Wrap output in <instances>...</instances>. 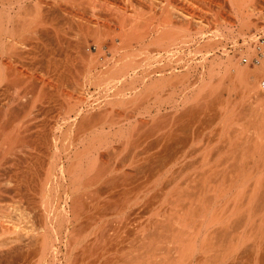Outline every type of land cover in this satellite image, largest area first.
<instances>
[{
    "label": "rangeland",
    "instance_id": "374dc122",
    "mask_svg": "<svg viewBox=\"0 0 264 264\" xmlns=\"http://www.w3.org/2000/svg\"><path fill=\"white\" fill-rule=\"evenodd\" d=\"M144 1L145 0H134V6L136 8L137 5L138 8H136V11L138 10L137 12L143 18H141V21L137 22V24L134 23L137 32L141 35L136 34L138 36V43H135L136 39L134 42L135 45H133L136 49L141 50L139 52L140 55H144L146 52L147 55L151 54L144 66L146 65L147 67L149 65L147 62L152 63L153 66H150L153 67V69L150 68V70L153 71V75L155 74L154 76L156 78L161 77L160 75H162L163 71L166 70L168 72L172 65V67L176 68V72L174 73L178 75L172 77L171 83L167 84L168 87L166 86L168 88L166 91L162 90V88L157 89L159 94H162V92H160L162 90L166 93L168 91L170 95L169 97L168 93L166 94L167 97H169L168 99H166V97L164 98L163 95L165 94L162 95V101L166 99L162 109L165 108V106V109H168H163V112L161 111L162 114L165 112L163 114L165 117L162 118L163 115L160 112L158 113V108L156 106H158L161 101H158L159 103L156 101L153 102L156 98L155 96H152L150 93V95L147 94L150 97L152 96V99L155 97L152 100L145 95L148 99L152 100L149 102L150 104H148L152 108L148 111L149 115L145 113V110L147 112L149 109V106L145 107L149 100H141L144 101V103L142 102L144 105H142L145 110L143 106H141V115L144 116L140 115L142 118L139 117V120L145 121L146 118H151L153 117L152 115H155V117L151 119L148 118L149 123H152L155 127L149 124V127L152 126V129L150 128L151 130H149L146 126L147 124L142 125V127L145 126L143 128L138 126L139 130H141V138L139 137L140 139L138 140L140 147L138 145L139 149L137 148V150H139L138 157H140V164H144L146 161L145 157L151 156V154H157L155 157L157 159V164L153 169L154 173H147L146 171L144 172L145 174H140L138 177L140 178L147 175V178L151 180H148L146 177H142L139 180L136 177L139 181L134 179V184L137 182L138 185L137 187L134 185V189H131L132 192L135 191L134 196L125 197L124 206L126 204L128 206L127 208L125 206L124 210L126 215H124L126 224L122 234L124 243L120 244V247L118 245L113 248H106L103 256L94 254V250L93 257L85 264H156L155 262H159L161 256H163L160 249L166 246V241H171L174 238V235H169L167 239L164 238L163 240L162 237H160L162 234L161 228H158L157 225L163 221H165V224H168L166 221L170 220L173 222L177 219L175 214H178V207L182 205L189 206L191 203H195L194 205L197 206L196 201L198 200L197 203L199 202V199L195 201L193 199L192 201L189 197L192 195V197L197 198L195 194L198 191V193H200V190H198L201 187L200 183L196 185L195 183L190 184L188 183V178L194 176L193 174H200L201 172L211 173L212 167L216 166L218 167V174L217 179H214V181L218 183L217 188L222 187L224 185L220 186L219 172L224 169L223 166L226 165V163H229V165H239V163L241 164L242 162V164H247V160L250 157L248 154L245 156L241 152L246 146V132L251 133L253 130L251 125L250 127H246V122L248 124L246 107L252 104V93L258 95L262 89V87H260L261 85H257L256 82H258L257 79L260 75L259 79H261V81L264 80V69L263 73H261L262 69L259 68L261 64L256 65L254 63H248L246 64L247 66L243 64V66L248 68V73H243L239 76L234 72L229 73L230 70L227 69L229 64H227V66L225 65L226 63L232 64V62L236 64V60L238 63L241 60L240 63L242 66V58L244 56H248L249 58L255 56L254 53L251 52L252 50L248 53L245 51L248 46L244 41L246 38L255 37V39L253 38L254 40L251 39L250 46L251 49L253 48V52L256 51L257 53L256 46L261 43V40H264V0H169L172 4H166L164 2L166 5L163 3L160 4L162 0H152L154 1L153 5H151V3L146 4ZM52 3L53 1L49 0L43 5H23L24 7H14V15L11 16L12 20L10 19L13 24L12 26H10L9 23L6 25L13 28L14 32L19 30L18 33L16 31V33L11 36V40L9 39L12 43H16V41L17 43L22 41H27V43L33 41L35 44L38 42L37 44L41 45V43L45 42L39 39L42 37L40 33L41 31H45L46 35L44 38L42 37L43 40L50 38L49 40L47 39L48 41L46 42L50 43L52 46L55 44V48H59V40L62 41L64 38L62 44H64L63 46L67 49L59 51L57 48L55 49V54L52 56L51 54L50 56L46 54V56L40 50L34 51L32 49V52L30 47L27 46L24 47V49L22 45L18 46V44L15 50L16 47H13L14 45L12 46L11 42H9L11 48L2 59L5 66L7 65V70L4 68L5 66L3 69L7 71L9 78L6 83H3V87H7L5 88L7 92L4 91L5 89L3 87H0V105L2 104L0 108L7 109L10 112V107L14 108L17 106L16 104H18V106L21 104L22 106V109L21 107L19 108L20 111L17 117L10 116V118H8L9 116L7 114V117L5 114L2 115V118H4V121L7 123L6 132H12L13 129L11 130V127H13L14 133H16L18 129L20 133L19 127L21 125L24 124L27 126V124H30L32 126H28L29 128H26L28 130L25 132L27 134L26 136L32 139L30 142L39 141V137L36 136L37 134L40 136V134L45 131V124L47 125L49 122L54 123L57 117L60 119L63 116V102H76L79 100V89H84L86 91H83L85 94L83 95L84 102H82L83 100L80 103L78 102L80 105L77 106L79 108L80 106L84 107V110L87 112L92 105L96 106L94 102L99 101L95 100L98 98V95H96L98 93L97 87L94 82H91V80L94 81V74L91 75L93 78L87 73L84 74L85 76L82 75L84 73L83 71L80 72L84 66L82 57H84L87 52L95 53V45L99 40H103L101 42H104L103 44L107 49L110 48V46H112L113 37L121 31L119 29V26H121L119 25L120 22L117 20L119 11L122 8L125 11L128 9L132 11V8L135 10L134 7L126 4L124 0H90V2L89 0H75L71 3H57V5H55V3L52 5ZM158 4H160V6ZM17 13L19 16L16 15ZM7 19L6 23L8 22ZM24 21H29L30 23L27 22L28 24L26 25ZM18 25H21L20 29L16 28ZM22 27L24 28L23 31L21 30ZM97 27L102 29L105 28L106 31L104 30V32L106 33L103 34V37H95L96 34L94 31ZM15 34L18 35L15 36ZM53 41L54 43H52ZM95 41L97 42L95 43ZM263 44L264 43H262V46ZM249 53H252L253 56ZM143 55L142 58L145 56ZM168 55L170 60L172 57V61H169ZM228 58L229 62H227ZM262 59L264 61V58ZM99 69V67L96 68L97 72H99ZM96 70L95 72L92 71L95 75L97 73ZM166 71L163 73H166L164 78L168 77L166 75L170 74V72L167 74ZM258 74L259 76L257 77ZM83 76L87 78V81L90 77L89 81L93 84H87ZM176 76H178V79H176ZM176 80L177 83L175 82ZM171 89L178 94H173ZM154 90L153 92H156V90ZM170 91L173 96H171ZM2 93H4V95ZM88 97L91 98H89L90 103L87 100ZM92 97L94 102L91 101ZM5 103L7 105H5ZM96 103L98 104V102ZM152 103L153 106H151ZM225 107L226 109H224ZM84 113L86 112L84 111ZM156 113H158L159 117L156 116ZM150 114L152 115L150 116ZM156 117L157 122L153 123L156 121V119H154ZM148 120L145 122L148 123ZM162 124H166L167 126H163ZM162 126L163 129H165V127H167V129L162 130ZM147 130H149V132H146ZM164 131L167 132V134ZM149 133H151V137ZM147 134L150 138L147 137ZM168 134L172 136L175 135L176 142L167 149L168 146L165 145L166 141L164 142L163 138L166 137L165 135H167L166 138H168ZM150 143L154 146H152L153 148L149 145ZM127 153L128 152L125 154L124 152L126 155H124V157L126 159L129 157ZM158 154H160V156ZM242 154L243 157H247V159L241 160L242 162H240L239 158H241L240 156H242ZM256 154L257 153H255L254 156L255 159H257L258 156L261 157V154ZM142 160L143 162H141ZM161 160L162 162L160 163ZM256 165L254 171H252L251 168L248 170L250 175L249 182L251 184L253 178V186H255V180L259 172ZM126 171H130L129 166L126 167ZM228 171L232 173L231 175L228 174L230 175H227L228 177L235 176L233 175L234 171L227 170V172ZM151 174L154 175L152 176ZM259 175H264V169H260ZM213 176L214 174L211 177ZM134 180L132 179L126 182L128 185L127 188L133 185L131 183L132 181L134 182ZM206 185L204 187L208 186ZM129 190L130 189H128V192ZM126 195H128V193ZM202 195H204L202 196L204 199H207L212 196L213 193L212 191H207ZM142 203L143 205L141 206ZM215 205L219 206V202L217 204L215 203ZM257 215L258 214H256V216ZM112 217L113 215L108 218L112 220ZM108 218H106L105 222L109 220ZM196 218L197 217H193L194 220ZM110 220L108 223L111 222ZM150 220L154 221V225H151L153 222L150 224L151 226L148 225V221ZM189 221L190 223L187 222V227L191 228L195 223L191 219H189ZM108 223H106V225ZM173 225L178 229L176 224L172 223V226ZM175 227L173 226V229H175ZM143 237H146V239H143ZM181 239V234L176 233V237L173 239L174 241L170 242L169 245H178L182 243ZM250 243L251 242H249V244ZM150 245L153 246L152 252L151 250L147 251V248H145ZM64 249L65 248L62 246V251H64ZM216 249L220 250L221 248L218 246L215 250ZM141 252L145 253L141 254ZM202 252H204V250ZM210 253H214V251Z\"/></svg>",
    "mask_w": 264,
    "mask_h": 264
},
{
    "label": "bare ground",
    "instance_id": "6f19581e",
    "mask_svg": "<svg viewBox=\"0 0 264 264\" xmlns=\"http://www.w3.org/2000/svg\"><path fill=\"white\" fill-rule=\"evenodd\" d=\"M48 1L49 0H0V87H3V83H6L9 78L7 71L3 69L5 64L2 59L11 48L9 46L11 36H13L16 31L17 33L19 31L16 30L14 32L13 28L6 26L8 23L10 26L13 24L10 19L12 18L11 16L14 15V7L23 5H43ZM52 1V5L54 3L57 5V3H71L75 0ZM124 2L135 8L134 0H124ZM145 2L146 4L151 3V5H153L154 1L145 0L144 3ZM164 2L166 4H172L169 0H162L160 4H165ZM160 4L158 5L160 6ZM136 8L135 10L132 8V11L129 9L125 11L123 8L119 11L120 8L118 9L119 15L117 14V20L120 22L119 25H121L122 28L119 26L121 31L113 37L112 46H110V48H106L103 44L104 42H101L103 40H99L100 42L98 41V43L95 41L96 52H87L85 53L86 55L84 54L85 56L82 57L84 66L80 72H84L82 75L87 73L91 78L94 77V81L90 80L91 82H94L97 87L96 89L98 93L96 95H98V98L95 100L101 102L96 101L98 102L97 104L94 102L93 97L91 101L94 102V105L96 104L97 108L92 105L87 112L84 110V107L80 106L79 108L77 106L80 105L79 103L83 100V95H85L84 92L86 91L84 89H79V100L76 101L77 103L73 101V103L67 101L63 102V116L60 119L57 117L58 120L56 118L54 123L49 122V124H45V131L41 133L40 136L39 134H37V136L35 135L36 137H39V141L37 142H30L32 139H29L26 136L27 134L25 132L28 130L26 128L32 126L30 124H27V126L24 124L21 125L19 127L20 133L18 132L19 129L17 130L18 133L16 131V133H14L13 127H11L13 133L6 132L7 123L4 121L5 119L2 118V115L5 114L6 117L8 115V118H10V116L17 117V115H19L18 112L20 111L19 108L21 107L22 109L21 104L19 106L18 104H16L17 106L14 105L16 106L14 108L10 107V112L7 109L0 108V264H85L93 257L94 250V254L103 256L106 248H113L118 245L120 247V244L124 243L122 236L123 228L126 224L124 210L125 206L126 208L128 206L127 204L124 206L125 197L134 196L135 191L132 192L131 189H134V185H136V187L138 185L137 182L134 184L135 180H137L136 177L138 178L140 174L143 175L146 171L147 173L153 172V169L157 164V159L155 158L157 154H151V156L145 157L146 161L143 158L146 164H140V157H138V140L141 138V130H139L138 126L143 128L145 126L142 127V125L147 124L146 126L151 130L153 125L152 123H149L148 118L151 119L155 117V115H152L153 113L150 114V116H153L151 118L146 116L148 117L146 118L148 123L145 122L146 120H139V117L142 118L141 116H144L141 115V106L144 105L143 103L145 100H149L145 105V107L149 106L147 112L143 106L145 113L148 114V111L152 109L148 104H150L149 102L156 97L153 102L161 101L160 103L158 102L160 106L159 104V107L156 106L158 108H156L158 113H161V111L166 108L165 106V108L162 109L165 105L163 103H165V100L170 97L169 92L167 91L169 97H167V93L165 92L166 89H168L167 84L171 83L170 81L174 75H178L177 73H174L176 72V68L172 67V65L171 67L173 69L170 67L171 70L169 69L168 71L170 74L166 75L168 77L164 78L166 73H163L166 71L165 70L162 75H160L161 77H159V79L156 78L154 76L155 74L153 75V71L150 70V68L153 69V67H151L153 66L152 63L147 62L149 65L147 64V67L146 65L144 66L146 61L149 60L151 54L147 55L146 52V55H144L147 56V58L143 54L140 55L139 52L141 50L134 47L136 39L135 43H138L137 35H141L137 32L134 23L137 24V22L141 21L140 19L143 18L137 12L138 10L136 11ZM16 15H18V13ZM6 19L8 20L7 23ZM24 22H26L25 24L27 25V22L29 21ZM20 26L21 25H18L16 28L20 29ZM23 29L24 28L22 27L21 30L23 31ZM104 30L105 28L102 29L97 27L94 31L97 35H95V37H103V34L106 33ZM17 35L18 34H15V36ZM45 35V31H41L40 36L44 38ZM42 37L39 39L45 43H41V45L37 44L38 42L35 44L33 41L27 43V41L24 42L21 39L22 42L17 43L16 41V43L11 42V44L12 46L14 45L13 47H16L15 50L19 45H22L23 48L27 46L30 47L32 52L33 50H40L43 54H49V56L51 54L52 56L55 54V49L58 47L55 48V44L52 46L50 43L46 42L50 38H47L48 40H43ZM253 38L255 39V37H250L244 40L245 44L248 45L247 48L245 47L247 49L245 51L248 53L252 50L251 52L254 53V55H257L259 54L257 46H261L262 55L260 56V61L256 63V65L261 64L259 68L262 69V72H260L263 73L264 61L262 58H264V44L262 46V43H264V41L256 46V53V51L253 52V48L251 49L250 46L251 39ZM63 39L62 41L59 40L60 42L58 41L59 51L62 49L67 50L65 49V46H63L64 44H62L64 42ZM52 43H54V41ZM252 53L249 54L253 56ZM142 55L144 58H142ZM229 58L227 62H229ZM169 61H172V57L171 60L169 58ZM237 63V60L236 64L232 62L233 65L226 63L225 66L229 64L228 68L226 67L230 70L229 73L234 72L239 76L240 74L248 73V68H246L248 62H244L242 58V66L241 63ZM243 64L246 66H243ZM6 66L4 68L7 70ZM95 66L96 68L99 67L101 70L99 69V72H97L98 69L96 70ZM84 69L87 72H85ZM95 70L97 72L96 75L94 73ZM92 71L94 72L92 73ZM91 75H93V77ZM258 76L259 74L257 77ZM260 76L258 77V82H256V84L259 86L261 85L260 87L264 89L262 81L259 79ZM89 78L88 81L87 78H85L87 84L90 83ZM176 79H178V76H176ZM175 82L177 83V80ZM161 88L165 91L159 90L162 92V94H159L157 89ZM154 89L156 92H153ZM4 91H6V89ZM171 91H173V94L177 93L172 89ZM149 93L155 97L152 99V96L150 97ZM2 94L4 95V93ZM173 94L171 92V96H173ZM145 95L152 100L148 99ZM162 95L164 98L166 97L164 101H162ZM89 98L90 97L87 99L88 102ZM157 98L162 99L158 100ZM142 99H144V101H141ZM82 102H84V100ZM5 105L7 104L5 103ZM0 106H2V104ZM151 106H153V103ZM224 109H226V107ZM84 111L87 114L84 113ZM158 113H156L157 117H159ZM157 117L154 118L156 121L153 120V123L157 122ZM163 117H165V115H163L162 118ZM149 124L152 126L149 127ZM163 126L161 127L162 130L167 129V127L163 129ZM149 130L146 132H149ZM165 133L167 134V132ZM149 135L150 137L152 136L151 133H149ZM149 135L147 137H149ZM165 136L167 137V135ZM166 137L163 139L164 142L166 141L165 145L168 146V149L169 146L174 145L176 142V136L169 135L168 138ZM149 145H151V143ZM162 145L164 144L162 143ZM152 146L153 145H151V147ZM124 152L125 154L128 152L127 154L129 157L127 159L124 157ZM241 152L246 156L247 153L245 148H243ZM243 154L240 156L241 158H239L240 162L247 159V157H243ZM158 155L160 156V154ZM143 160L141 162H143ZM161 162L162 160L160 163ZM242 163H239V165H229V163H226V165L223 166L224 169L219 172L220 186L224 185L222 187L217 188L218 183L214 181V179H217L218 174V167L216 166L212 167L213 169L211 173L201 172L200 174H193L194 176L188 178V183L190 184L195 183L196 185L197 183H200L201 187L198 189L200 190V193H198V191L195 194L197 198L192 197V195L189 197L192 201L193 199L194 201L199 199V204L197 203V200V206L194 205L195 203H191L192 201L189 206L182 205L177 208L178 214H175L177 219L173 222L167 219L168 221L166 222L168 224H165V221H163L164 223L160 222V224L157 225L158 228H161L162 234L160 237H162L163 240L164 238L167 239L169 235H174L173 239H175L176 233H180L182 236V243L171 246L169 243L174 240L166 241V246L160 249L163 256H161L159 262H155L156 264H204V258L210 255L209 249L214 246L215 231H217L218 235H220V239H223V241L226 240V233L231 231L234 233L231 239L235 240V243H237L232 245V255L235 253V257L230 264H247V256L245 257L238 255V253L236 254V251L244 246V233L247 223L246 178L248 174L246 164ZM127 166L130 167L129 172L126 171ZM227 170L234 171L235 174L233 172V175L235 176L228 177L232 173L229 171L227 172ZM213 174L214 176L211 177ZM144 177L147 178V175ZM140 178L138 179L140 180ZM132 179H135L134 182L132 181L131 183L133 185L130 184L132 187L129 185L131 188H127L128 185L126 182L128 180L131 181ZM147 179L151 180L149 178ZM205 185L207 187H204ZM128 189L131 191L129 190L128 192ZM207 191H212L213 195L204 199L202 197L204 195L202 194ZM126 192L128 195H126ZM216 200L219 201V203H223V207L221 208V205L217 209L219 210L221 208L218 211V215L215 212ZM224 204H226V206H224ZM142 205L143 203L141 206ZM225 210H230L232 214L227 220L223 218ZM111 215H113L112 220L109 219ZM219 215H221L220 228L215 230L214 225L217 223V218L220 220ZM193 217L197 218L194 220ZM106 218L111 222L108 223L109 220L105 222ZM189 219L193 220L195 223L191 228L187 227V222L190 223ZM106 223L108 224L106 225ZM172 223L176 224L178 229H176L175 225L173 226L176 230L173 229ZM150 224L154 225V221H148V225ZM143 239H146V237H143ZM62 246L65 248L64 251H62ZM145 248H147V251L151 250L152 252L153 250V246L151 245ZM205 249L209 252V255H207V253H202ZM144 253L145 252H141V254ZM227 253L230 255V250ZM208 261L212 264V256L208 257Z\"/></svg>",
    "mask_w": 264,
    "mask_h": 264
},
{
    "label": "crops",
    "instance_id": "0c3cea01",
    "mask_svg": "<svg viewBox=\"0 0 264 264\" xmlns=\"http://www.w3.org/2000/svg\"><path fill=\"white\" fill-rule=\"evenodd\" d=\"M252 96L253 98L251 106L247 105L246 107V112L248 115V124L246 122V127H250L251 125L253 130L251 133L246 132L245 138L246 153L250 156L246 164L248 176L246 178L247 223L244 233L245 243L242 248H239L236 251V254L238 253V255L240 256H247V264H264V175H259L260 169H264V89L262 88L258 95L252 93ZM255 153H257L256 155L261 154V157L258 156V158L255 159ZM255 165L259 172L255 180V186H253V178L251 184L249 182L250 175L248 170L249 168H251L252 171H254ZM215 202L217 204L219 201L216 200ZM220 206L221 208L223 207L222 202L219 203V206L215 205V212L217 213V215L218 211L221 209L220 208L219 210H217ZM224 206H226V204H224ZM256 214L258 215L256 216ZM230 215H232L231 211L225 210L223 213V218L227 220L228 218H230ZM220 216L221 215H219L220 220L217 218V223L214 225L215 230L220 228ZM233 234L234 233L232 231L226 233V240L223 241V239H220V235H218L217 231H215L214 246L213 248L209 249L210 252L214 251V253H210L209 255V252L206 249L204 250V252H202L207 253V255L209 256H212V264H230L233 261L235 257V253L232 255V245H234L235 243V240L231 239ZM249 242L251 243L249 244ZM218 246L221 249L215 250V248H217ZM225 250L227 252L230 250L231 254L229 255ZM208 257L204 258V264H210V260L208 261Z\"/></svg>",
    "mask_w": 264,
    "mask_h": 264
},
{
    "label": "built area",
    "instance_id": "2783aa9c",
    "mask_svg": "<svg viewBox=\"0 0 264 264\" xmlns=\"http://www.w3.org/2000/svg\"><path fill=\"white\" fill-rule=\"evenodd\" d=\"M264 40H261L260 42H263ZM258 49V53L257 55L253 56L252 58H249L248 56H244L243 57V61L244 62H248V63H258L260 61V56L262 55V50H261V46H257ZM262 85L264 87V80L262 81Z\"/></svg>",
    "mask_w": 264,
    "mask_h": 264
}]
</instances>
